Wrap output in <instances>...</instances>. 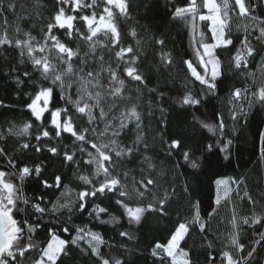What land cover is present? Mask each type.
Segmentation results:
<instances>
[{
    "label": "trees",
    "instance_id": "trees-1",
    "mask_svg": "<svg viewBox=\"0 0 264 264\" xmlns=\"http://www.w3.org/2000/svg\"><path fill=\"white\" fill-rule=\"evenodd\" d=\"M17 4L16 13L7 12L5 14L9 23V34L18 35L14 32L15 26L18 24L24 31L30 32L36 38L33 43L43 42V35L46 31L48 19L54 10L59 7L56 0H40L39 14L33 7V0H15ZM130 14L127 18L119 16L118 10H115L117 17V25L120 31L121 47H133L138 50L139 59L137 61L141 74L145 77L146 83L139 85L141 92L136 91L135 82H131L123 73V63L115 58V50L111 49L110 42L102 35L98 37L102 46L97 47V60L94 62L89 58L87 65H81L79 60L74 59V67L85 69V73L90 70H99L100 55L104 56L105 67L111 65L116 67L121 74V78L125 80V95L131 96V101H124L118 105L117 109H113V113L119 115V110H124L131 104H138L139 111L142 115L141 130L144 136V142L148 144V149H143L141 144L140 151L135 153L134 157H126L117 163L116 171L121 173L123 179V171H129L130 175L127 179L129 187L132 184V177L139 179L141 175V161L144 155L152 158L155 167L151 169V177L156 181L155 191L159 197H163L165 193L168 195L166 203L167 215L161 216L159 212H146L140 224L129 225L127 218L123 216V209L115 205L114 199L107 200L104 197L94 200V203L101 206H109L111 215L120 218V224H102L91 214L92 204L88 206V211L83 214L77 212L72 215L69 220V214L66 210H62L63 215L57 213V220L53 216H46L42 221V227L38 229L40 241L43 242L46 236V230L55 232L60 239L70 241L75 234V228L79 226H87L93 231L100 233L106 243L102 246V253L106 258H119L127 262V264H160V261L151 255L152 248L155 243H164L169 236L170 230L173 229L177 221L184 222L192 218L199 212L202 222L207 221L206 231L199 232L197 228L187 238V245H183L191 250L192 259L198 264H205L206 257L209 253L217 257L216 264H220V253L225 250L224 245L227 242L231 225L229 221L235 210L239 223V218L250 216L253 206L247 202L244 197V191H248L254 199L257 200L255 210L257 213L264 211V160L260 156V148L264 147V140L259 133L264 132V105L258 101L254 102L251 107L248 106V99H251V93L264 83V70L261 69V56L264 55V44L257 42L255 36L258 31L253 33L251 37L254 46L260 53L255 59L250 60V67L246 72H251L255 76H247L244 72L237 74V70L233 68L230 62L231 54L227 50H218L219 58L222 61L223 75L218 78V86L214 92H210L207 88L195 81L187 72L186 65L183 63L185 59L192 60L196 64L199 63L195 55L196 42L201 37L198 33H203L206 40H210L211 32L208 31L206 24L208 22L196 21V30L192 28L191 19H174L173 11L176 6H183L186 0H129ZM234 2V0H233ZM85 3H91V0H85ZM201 4V11L205 12L202 7V0H198ZM256 5L254 14L264 19V0H252ZM23 4L25 7L21 8ZM103 11V3H99L96 12L97 16ZM238 11V10H237ZM92 9H85L84 13L91 15ZM69 14H71L69 12ZM28 15L29 19H19L20 16ZM77 26L83 31V21H77ZM229 25L231 28V38L235 41L236 46H240V40L246 34L244 29L249 25V21L240 18L238 15L230 13ZM3 28V16H0V29ZM135 31L136 36L133 37L131 32ZM62 41H67V37L62 30L54 31ZM19 38L23 39L22 34ZM163 39L165 44L158 45L156 40ZM137 40L140 43H137ZM50 43V42H49ZM69 46L76 49L81 47V55L87 51V45L83 41H68ZM118 50V49H116ZM234 52V50H233ZM162 53L171 55L173 63L166 67L161 61ZM23 60V62H21ZM59 63L58 61H54ZM27 70L30 77H24L23 73ZM203 72V69H198ZM19 78L22 83H17ZM110 77L107 72L101 73V83L108 85ZM66 85L72 84L71 88L65 87L63 93L65 99H61V91L59 87L53 86L50 81L41 78L28 61L27 56H20L19 50L14 47H0V130L6 135L5 140H0V147L7 150L9 156H15L18 161H22L34 168L36 165L41 167V175L49 183H54L55 175H62L64 183L68 184L70 192L61 198V202L76 199L77 193L82 189V184L78 180L76 173L91 176L94 169L91 166L84 165L83 160L87 159L86 154H81L74 145V139L68 134H64V138L57 140L54 136V129L47 122L43 127L51 130L52 139L43 138L41 147L43 151L35 152L33 148L21 151L20 143L25 140L35 144V135L42 131L40 121L34 123L30 130L31 136L18 138L7 135V129L10 125H22L24 122L34 120L26 105L30 103V97L34 96L35 91H39L41 86L54 87V99L50 98L49 108L56 107L68 108L73 113L75 124L79 128L88 125L87 117H81L75 111L72 104L66 103L69 96L73 101L77 99L78 94H83L80 90V82L76 77L66 78ZM235 88H248L246 94L248 99H241L238 104H229V97ZM149 89H157L151 92ZM89 90L94 91L89 86ZM102 94L107 88L101 89ZM163 91L164 97L159 98V92ZM186 93L201 99V105L193 108L190 106H181L178 102ZM206 93V95H202ZM139 96V100L136 97ZM110 98L105 96V110L108 109L107 101ZM38 106H43V100L38 102ZM160 108L165 111L162 114ZM240 108H244L246 115L241 114ZM94 115L99 116V109L93 110ZM151 112V115H149ZM235 112L237 119H232ZM107 119H111V115ZM45 116L50 120L49 113ZM205 121L210 124L218 125L221 121L225 124L224 140H232L230 146V161L223 159V153L211 154L206 151L197 152L200 157L202 168L192 169L187 165H183L180 154L168 155V141L171 138H181L186 145L192 149H204L208 143L216 144L217 140L207 129L201 128L196 119ZM164 121L166 127L161 124ZM103 128V123L95 125ZM137 130L134 124L129 125L125 129L122 137L118 138L122 145H132ZM89 139H94L89 133ZM79 143V142H76ZM57 146L60 150V156H53L47 152L46 146ZM64 145H67L69 152H76V161L81 165L77 169V164L73 163L71 167L67 163H62ZM174 151V150H173ZM208 157V161L204 160V156ZM219 160V162H217ZM4 162H0V169H3ZM146 167V165L144 166ZM102 179V177L100 178ZM216 179L244 180L243 184H231L227 189H231L225 195L224 186H217ZM19 184L20 182L17 181ZM25 194L32 198L44 194L45 201L56 202V197L60 196V189H45L39 183V178L33 173L31 178L22 184ZM53 192L55 195H53ZM220 198L221 203L218 206L216 199ZM151 195L144 199L143 205H147L151 200ZM230 198V202H229ZM139 202H130V206H136ZM23 207V205H21ZM51 207V203L48 204ZM215 208L216 212L211 216L208 213ZM31 208L28 209L30 213ZM24 214H20V219H24ZM104 220H109L108 214H102ZM33 222L35 218L33 217ZM62 226L71 229L70 232H63ZM122 226V227H121ZM129 231L134 239L129 241L119 236V231ZM264 231V227L255 226L248 228L246 225L241 226L240 241L245 246L250 247L252 240L258 239V233ZM212 243V248H208V243ZM83 243V242H81ZM87 247L86 245H84ZM259 247V246H257ZM94 257H85L79 249H73L71 259H65L64 264H93ZM29 264H31L29 260ZM254 264H264V248H260L257 253Z\"/></svg>",
    "mask_w": 264,
    "mask_h": 264
},
{
    "label": "snow or ice",
    "instance_id": "snow-or-ice-1",
    "mask_svg": "<svg viewBox=\"0 0 264 264\" xmlns=\"http://www.w3.org/2000/svg\"><path fill=\"white\" fill-rule=\"evenodd\" d=\"M100 2L103 3V11L97 16L96 9ZM56 4L59 7L48 19L43 42L33 43L36 38L30 32L24 31L18 24L14 28V32L18 35L9 34L5 7L7 12L16 13L17 4L15 0H0V16H3V28L0 29V47H14L19 50L21 57L26 55L32 68L39 73L42 79L50 81L53 86L60 88L61 99H65L63 95L65 87H72L71 83L66 85V78L76 77L81 85L79 91H82L83 94H78L75 101L69 96L66 103L72 104L81 117H87L89 126L77 127L73 113L68 108L50 109L49 102L50 98L54 99V87L41 86L39 91H35L34 96L30 97L31 102L26 105L34 120L24 122L22 125H10L7 129V135L18 138L30 137V130L34 123L40 121L42 131L35 135L36 143L32 144L29 139L19 145L22 152L33 148L35 152L40 153L43 151L41 147L43 138L52 139L51 130L43 127L44 123L47 122L54 129V136L57 140L64 138V134H68L74 139V145L78 151L88 157L83 160V164L91 166L94 171H92L91 176L77 172L76 175L83 186L82 189L77 193L76 199L61 202V198L71 191L68 184L64 183L65 178L62 175H55L54 183H49L42 177L39 165L34 168L29 167L28 164L18 161L15 156H9L7 150L0 147V162H4L3 169H0V264H29V260L31 264H64L66 258L71 259L74 248L79 249L85 257H94L93 264H127L126 261L119 258H106L102 253V246L106 243L105 239L100 233L87 226L76 227L75 234L70 241L60 239L55 232L46 230L44 241L38 242L40 241L38 229L42 227V221L46 216H53L59 220L56 214L63 215L62 210H66L69 214L68 218L71 220L75 213L83 214L88 211L90 203L92 204L91 214H94L96 220L102 224L114 223L119 225L120 218L111 215L109 206L94 203V200L100 197L107 200L115 198V205L123 209V216L127 218L129 225L140 224L146 212H159L161 216L167 215L168 195L165 193L163 197H159L155 191L156 181L150 174L155 165L150 156H143L141 175L139 179L132 177L131 187L126 182L130 175L129 171H123V179L121 173L116 171L117 163L126 157H134L135 153L140 151L139 146L141 144H143L145 151L148 149V144L144 142L141 130L142 115L138 104H131L130 107L119 110V115L113 113V109H117L120 103L132 100L130 95H125V80L117 71L121 65L117 64L115 68L111 65L105 67L104 56L100 55L98 57V71L90 70L85 73L83 67H74V59L79 60L81 65H87L89 58L94 62L97 60V47L102 46L98 37L102 35L110 42L111 49L115 50L116 60L123 63L122 74L131 82H135L134 86L137 92L142 91L139 85H144L146 80L137 63L139 59L138 50L130 46H120V31L115 12L118 10L120 17L127 18L131 7L129 0H91V3H85V0H56ZM20 7L24 8L25 6L21 4ZM33 7L39 14L40 0H33ZM202 7L206 12L201 11V4L198 3V0H186L183 6H176L172 13L174 19L187 20L190 18L194 31L197 27V20L208 22L206 27L211 32L210 40H206L203 33H198L201 39L196 42L195 55L199 63L196 64L192 60L185 59L183 63L186 65L187 72L200 85L210 92H214L218 86V78L223 75L222 61L219 58L220 52L218 50H227L231 54L230 62L233 68L237 70V74L244 72L247 76L253 77V82H255L254 74L245 70L250 67V60L255 59L256 55L260 54L251 39L254 32L258 31L259 33L255 36L256 41L264 44V19L254 14L256 5L252 3V0H234V2L233 0H202ZM85 9H92L91 15L80 14L84 13ZM230 13L249 21V25L245 26L246 34L240 40L239 47L231 38ZM19 19H29V16L23 15ZM77 21H83L86 31L77 26ZM56 30H62L67 41H62L59 36L55 35L54 31ZM19 34H22L24 38H19ZM131 35L135 37L136 32L132 31ZM77 40L83 41L87 45V51L83 55H81L79 45L76 49L69 46L68 41L75 42ZM137 43L139 44L140 41L137 40ZM156 43L163 46L165 41L158 39ZM161 61L166 67L173 63L171 55L168 53H162ZM198 69H203V72ZM261 69L264 70V55L261 56ZM102 72H107L110 77L107 86L101 83ZM23 75L31 78L27 70L24 71ZM16 82L22 83L19 78ZM89 86L94 91L89 90ZM105 87L107 91L102 94L101 89ZM149 91L156 92L157 89H149ZM248 92V88H235L230 94L229 104H238L242 98L248 99L246 96ZM202 95H206V93ZM105 96L110 98L107 101V111L102 103ZM163 97L164 93L160 91L159 98L162 99ZM136 99L139 100V96ZM41 100H43L42 107L38 106V102ZM256 101L264 105V83L252 91L251 99H248V106L251 107ZM178 102L181 106L193 108L201 105V99L191 93L184 94ZM94 109H99L98 117L94 115ZM164 111V108H160L162 114ZM46 112L49 113L50 120L45 116ZM240 112L244 115L247 114L244 108H240ZM110 113H113L111 119H107ZM232 119H237L235 112L232 114ZM99 123H103V128L95 126ZM196 123L201 128L207 129L216 138L217 143L215 145L208 143L204 149H192L181 138H171L164 141L168 144L169 156L180 154L183 165L177 166L187 165L192 169L202 168L200 157L196 153H203V151L211 154L223 153V159L231 163L230 146L232 140L225 141L223 138L226 134L225 124L222 121L218 125L210 124L198 118ZM131 124H134L137 130L135 140L132 145H122L118 138L123 136L125 129ZM161 124L166 127L163 120ZM89 133L94 139H89ZM259 136L264 140V132L259 133ZM5 139V133L0 130V140ZM46 147L48 153L53 156H60L61 153L57 146ZM64 148L62 163H67L69 167L76 163L79 170L81 165L76 161V152H69L67 145H64ZM260 156L264 160V147L260 148ZM204 160L209 164L211 163L206 155ZM145 165L146 167H144ZM33 173L39 178V183L45 189L61 190L55 203L45 201L43 193L32 198L25 194L22 184L31 178ZM101 177L102 179H100ZM17 181L20 183L18 184ZM228 183L239 185L243 184L244 180H215L217 186ZM224 191L227 195L231 189H224ZM53 195H55L54 192ZM149 195L152 197L151 200L147 205H143L144 199H147ZM244 197L253 206L251 215L240 217L238 223L237 214L234 210L229 221L231 229L224 245L225 250L219 254L220 264H254L260 248H264V231L258 233L259 238H254L250 247L245 246L240 241L242 225L253 229L258 225L264 227V211L257 213L255 210L257 200L248 191H244ZM133 201L139 203L136 206H130V202ZM49 203H51V207H48ZM220 203L221 200L218 197L216 204L219 206ZM29 208L32 210L30 213L28 212ZM215 212L216 209L213 208L208 216L211 218ZM20 214H24L25 218L20 219ZM102 214H108L109 220H104ZM33 217L35 222H33ZM207 226V221L202 222L199 212H196L188 221H177L173 229L170 230L166 242L154 244L151 255L159 260L160 264H198L192 259L191 250L182 244L187 245V238L197 228L200 233H203ZM61 230L65 233L71 231L67 226H62ZM119 236L129 241L134 239V236L126 230L119 231ZM208 248H212L211 242L208 243ZM216 261L217 257L209 253L205 264H216Z\"/></svg>",
    "mask_w": 264,
    "mask_h": 264
},
{
    "label": "rangeland",
    "instance_id": "rangeland-1",
    "mask_svg": "<svg viewBox=\"0 0 264 264\" xmlns=\"http://www.w3.org/2000/svg\"><path fill=\"white\" fill-rule=\"evenodd\" d=\"M205 12H206V10H205ZM223 186H224V189H227V188H229V187H230L229 183H228V184H226V185H223Z\"/></svg>",
    "mask_w": 264,
    "mask_h": 264
}]
</instances>
